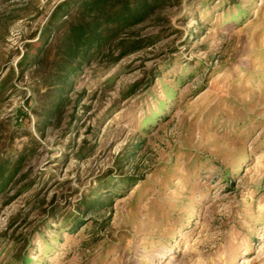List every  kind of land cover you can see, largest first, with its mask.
I'll list each match as a JSON object with an SVG mask.
<instances>
[{
    "label": "rangeland",
    "instance_id": "374dc122",
    "mask_svg": "<svg viewBox=\"0 0 264 264\" xmlns=\"http://www.w3.org/2000/svg\"><path fill=\"white\" fill-rule=\"evenodd\" d=\"M60 1L0 0V264H264V0H166L47 118L54 34L20 61Z\"/></svg>",
    "mask_w": 264,
    "mask_h": 264
},
{
    "label": "trees",
    "instance_id": "16d2710c",
    "mask_svg": "<svg viewBox=\"0 0 264 264\" xmlns=\"http://www.w3.org/2000/svg\"><path fill=\"white\" fill-rule=\"evenodd\" d=\"M166 0H62L51 12L48 21L38 36L37 41L27 43V50L20 61V67L26 71L30 65L40 64L48 57L50 36L56 37L57 51L52 69L44 76V82L55 85L56 90H48L39 97L38 105L43 116L58 115L66 100L72 77L83 63L90 62L103 54L112 45L119 34L129 26L145 22L160 9ZM39 41V42H38ZM141 44L133 43L129 48H122L116 59L138 50ZM119 47H126L122 42ZM9 78L0 83V96L6 90ZM150 82V79L148 80ZM29 148L10 157H0V192L12 181L14 174L20 170ZM122 179L115 184L114 191L120 189ZM122 182V183H121ZM99 190L92 188L88 198L97 195ZM98 196V195H97ZM55 213V210H53ZM70 224L78 227V211L67 216Z\"/></svg>",
    "mask_w": 264,
    "mask_h": 264
}]
</instances>
